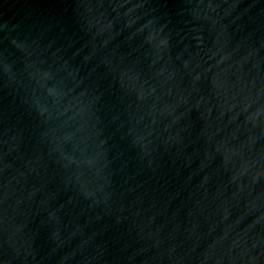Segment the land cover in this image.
Here are the masks:
<instances>
[{"label":"water","instance_id":"95a60500","mask_svg":"<svg viewBox=\"0 0 264 264\" xmlns=\"http://www.w3.org/2000/svg\"><path fill=\"white\" fill-rule=\"evenodd\" d=\"M0 264H264V0H0Z\"/></svg>","mask_w":264,"mask_h":264}]
</instances>
